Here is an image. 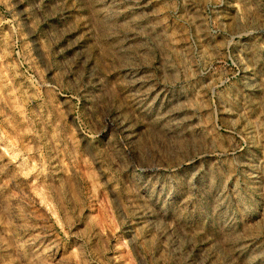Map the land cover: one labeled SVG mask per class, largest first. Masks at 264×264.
<instances>
[{"label": "rangeland", "instance_id": "1", "mask_svg": "<svg viewBox=\"0 0 264 264\" xmlns=\"http://www.w3.org/2000/svg\"><path fill=\"white\" fill-rule=\"evenodd\" d=\"M0 204V264H264V0H0Z\"/></svg>", "mask_w": 264, "mask_h": 264}, {"label": "bare ground", "instance_id": "2", "mask_svg": "<svg viewBox=\"0 0 264 264\" xmlns=\"http://www.w3.org/2000/svg\"><path fill=\"white\" fill-rule=\"evenodd\" d=\"M90 1V0H89ZM95 1V0H94ZM95 4V3H94ZM99 4V3H98ZM103 9V11H104V8H102ZM106 11V10H105ZM115 12V11H114ZM102 13V12H101ZM111 13V12H110ZM115 15V14H114ZM111 16V15H110ZM114 17V16H113ZM114 18H116V17H114ZM96 19V27H97V30H98V34H99V38H100V40H107V38L110 36L109 34L111 33V32H119V30L117 31V29H119V25L116 23V21H114L113 19H111L110 17H108V15H104L103 13H102V15H100V14H97V18H95ZM122 27V26H121ZM129 27V26H128ZM121 29V28H120ZM123 29V28H122ZM128 30H129V28H128ZM121 34V33H120ZM109 35V36H108ZM111 37H113L112 38V42L113 41H116V34H114V35H112V36H110V38ZM118 41V40H117ZM116 41V42H117ZM119 41H121V40H119ZM104 42V41H103ZM135 43V42H134ZM118 44V43H117ZM116 44V45H117ZM120 44V43H119ZM137 45V44H136ZM113 46H115V45H113ZM108 47H110V46H108ZM118 47V46H117ZM121 47V46H120ZM111 49V48H110ZM123 49H124V47H123ZM139 49V48H138ZM118 50V49H117ZM128 50H130V49H128ZM122 51V50H121ZM115 52V51H114ZM116 52H118V51H116ZM148 53V52H147ZM121 54V53H120ZM126 56V55H125ZM131 57V56H130ZM127 58H129V56H127ZM122 59V58H121ZM128 63V62H127ZM259 124V123H258ZM158 125V124H157ZM155 131V130H154ZM157 131L158 132H165L164 131V127L163 126H161V127H159V126H157ZM156 132V131H155ZM167 132V131H166ZM165 138V137H164ZM2 197V196H1ZM7 216H6V214L4 213V209H3V207L1 206V204H0V238L2 239V244H1V247L3 248V249H5V250H8V252L10 253V254H12L11 253V251H10V245L8 244V240H10V238H12L13 239V236L11 237V234H12V230H11V227H9L8 226V223H7ZM13 232H14V230H13ZM16 235V234H15ZM37 236V235H36ZM229 236V239H230V241L232 240V241H234V236L233 235H228ZM15 237H17V236H15ZM36 238H38V237H36ZM16 240V239H15ZM8 241V242H7ZM17 241V240H16ZM15 241V242H16ZM18 241H20V240H18ZM28 243L30 244V246L32 247V249L35 251V253H36V255L37 256H44V257H46V259H48L49 260V262H51V261H53L54 259H55V256H54V254H51L52 253V249H53V246L50 244H48V245H45V244H43V242H41L40 240H37V239H35V238H28ZM231 241V242H232ZM10 243V242H9ZM18 244H20L19 242H18ZM11 245H12V241H11ZM15 245H17L16 243H15ZM12 246H14V245H12ZM18 246V245H17ZM0 247V248H1ZM16 247V246H15ZM14 247V249H16ZM19 247V246H18ZM12 250V249H11ZM17 252V251H16ZM16 254V253H15ZM13 255V254H12ZM11 256V255H10ZM13 257V256H12ZM38 259V258H37ZM55 261V260H54ZM38 262V261H37ZM20 263V262H19ZM56 263V262H55ZM44 264V263H43Z\"/></svg>", "mask_w": 264, "mask_h": 264}]
</instances>
